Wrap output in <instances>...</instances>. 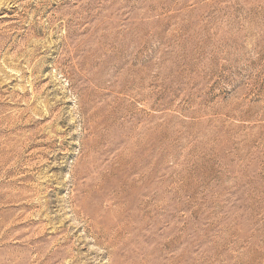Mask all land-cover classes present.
<instances>
[{"label":"rangeland","instance_id":"rangeland-1","mask_svg":"<svg viewBox=\"0 0 264 264\" xmlns=\"http://www.w3.org/2000/svg\"><path fill=\"white\" fill-rule=\"evenodd\" d=\"M0 264H264V0H0Z\"/></svg>","mask_w":264,"mask_h":264},{"label":"bare ground","instance_id":"bare-ground-1","mask_svg":"<svg viewBox=\"0 0 264 264\" xmlns=\"http://www.w3.org/2000/svg\"><path fill=\"white\" fill-rule=\"evenodd\" d=\"M158 247V246H157ZM157 249V248H156ZM147 254V253H146Z\"/></svg>","mask_w":264,"mask_h":264}]
</instances>
